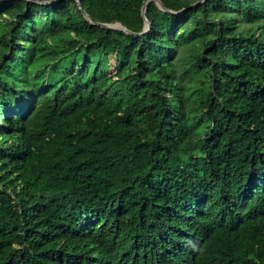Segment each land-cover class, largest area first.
Wrapping results in <instances>:
<instances>
[{
  "label": "trees",
  "instance_id": "1",
  "mask_svg": "<svg viewBox=\"0 0 264 264\" xmlns=\"http://www.w3.org/2000/svg\"><path fill=\"white\" fill-rule=\"evenodd\" d=\"M45 1L0 0V264H264V0Z\"/></svg>",
  "mask_w": 264,
  "mask_h": 264
},
{
  "label": "water",
  "instance_id": "2",
  "mask_svg": "<svg viewBox=\"0 0 264 264\" xmlns=\"http://www.w3.org/2000/svg\"><path fill=\"white\" fill-rule=\"evenodd\" d=\"M5 1H6V2H12V1H15V0H5ZM77 1H78L79 4H80L81 0H77ZM151 1H155V2L159 5V7H160L163 11H165V12H168V13H171V14H181V13L183 12V11H181V12H172V11H170L169 9H167V8L165 7V5H164L160 0H147V1H145L144 6H143V8H142V15H143V18H144V20H145L146 28H145V31H144L143 33H141V34H136V33H133V32H131V31L127 30L125 27H123V25H122L121 23H117V24H102V23H97V22L93 21V19L90 17V15H89L88 13H86L85 10H83L82 8H81V9H82L83 14L85 15V17L88 19V21H90V23H91L92 25L101 26V27L106 28V29L120 30V31H123V32H125V33H127V34H129V35H133V36H141V35H144V34H146L148 31L151 30V23H150L149 19L146 17L147 6H148V4H149ZM204 1H205V0H201V1H200L199 3H197L196 5L201 4V3H203ZM41 3H43V4H45V5H48V4H46L45 2H41ZM49 4H54V3H49ZM196 5H194V6H196ZM190 8H191V7H190ZM190 8H189V9H186V11L190 10Z\"/></svg>",
  "mask_w": 264,
  "mask_h": 264
},
{
  "label": "rangeland",
  "instance_id": "3",
  "mask_svg": "<svg viewBox=\"0 0 264 264\" xmlns=\"http://www.w3.org/2000/svg\"><path fill=\"white\" fill-rule=\"evenodd\" d=\"M54 2H55L54 0L45 1L46 4L54 3ZM113 72H114V71H113Z\"/></svg>",
  "mask_w": 264,
  "mask_h": 264
}]
</instances>
